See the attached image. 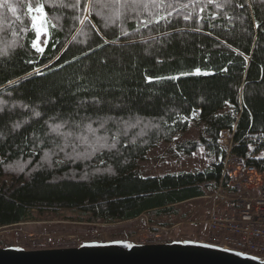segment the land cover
Listing matches in <instances>:
<instances>
[{
  "label": "trees",
  "instance_id": "trees-1",
  "mask_svg": "<svg viewBox=\"0 0 264 264\" xmlns=\"http://www.w3.org/2000/svg\"><path fill=\"white\" fill-rule=\"evenodd\" d=\"M41 6L38 52L28 9ZM223 131L264 171V0H0V228L45 210L106 224L169 215L221 181ZM177 135L175 156L203 148L215 162L140 175Z\"/></svg>",
  "mask_w": 264,
  "mask_h": 264
},
{
  "label": "rangeland",
  "instance_id": "rangeland-1",
  "mask_svg": "<svg viewBox=\"0 0 264 264\" xmlns=\"http://www.w3.org/2000/svg\"><path fill=\"white\" fill-rule=\"evenodd\" d=\"M42 19L47 32L40 38L41 47L47 39L49 26L46 17L43 16ZM199 134L200 130L190 123L184 137L195 142ZM180 137L177 135L171 143H160L151 149L144 161L138 163L140 175L161 177L197 173L208 169L215 162L213 156L203 148L188 159L175 156L173 149ZM262 158V152L250 157L254 160ZM3 181L8 179L0 177V183ZM215 189L213 185L204 188V197L210 196ZM262 189L264 191V185ZM210 210L211 204L207 198H199L173 206L169 215L146 213L131 221L108 224L101 221L89 222L86 217H82L80 211H34L32 220L0 228V249L29 252L76 249L82 246L124 245L130 248L172 243L199 244L206 232L205 221Z\"/></svg>",
  "mask_w": 264,
  "mask_h": 264
},
{
  "label": "built area",
  "instance_id": "built-area-1",
  "mask_svg": "<svg viewBox=\"0 0 264 264\" xmlns=\"http://www.w3.org/2000/svg\"><path fill=\"white\" fill-rule=\"evenodd\" d=\"M225 157L222 178L207 197L211 204L199 245L264 263V171L233 154V132L218 138Z\"/></svg>",
  "mask_w": 264,
  "mask_h": 264
},
{
  "label": "water",
  "instance_id": "water-1",
  "mask_svg": "<svg viewBox=\"0 0 264 264\" xmlns=\"http://www.w3.org/2000/svg\"><path fill=\"white\" fill-rule=\"evenodd\" d=\"M0 264H264L199 244L82 246L76 249H0Z\"/></svg>",
  "mask_w": 264,
  "mask_h": 264
},
{
  "label": "snow or ice",
  "instance_id": "snow-or-ice-1",
  "mask_svg": "<svg viewBox=\"0 0 264 264\" xmlns=\"http://www.w3.org/2000/svg\"><path fill=\"white\" fill-rule=\"evenodd\" d=\"M13 11H15V10L13 9ZM28 11H29V13H34V15H32V17H31V19H32L31 27L35 31L36 37H37L33 41L32 47L35 48L39 52H43L44 49H43V47L40 46V43H41L40 38L46 35L47 30L45 28V21L42 19V17L43 16H46L47 14L43 12L42 6L41 7H37L35 9L29 7ZM85 11H87V9H85ZM84 19L87 20L88 17H85ZM185 19H188V17H185ZM81 22L83 23V21H81ZM157 22H159V21H157ZM44 43L46 44L47 41L45 40ZM196 71H197V73H199L200 70L197 69ZM148 80L151 81L152 78L151 77H148ZM37 115H39V113H37ZM129 126L131 127V126H134V125H129ZM61 127H62V125H57L53 130L54 131H58ZM87 128L93 134L97 131L96 129H93L92 128V125L91 124H89L87 126ZM101 140H105L106 141V138H104V137H97V141L98 142L101 141ZM99 146L100 147H109V145L106 142L100 144ZM110 147L115 148L116 147V144L113 143V144L110 145ZM95 150L96 149L93 148V151H95Z\"/></svg>",
  "mask_w": 264,
  "mask_h": 264
}]
</instances>
